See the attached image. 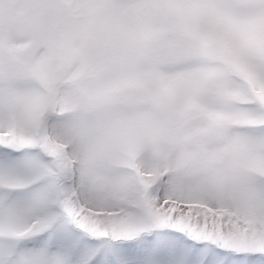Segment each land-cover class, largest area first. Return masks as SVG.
<instances>
[{
	"label": "snow or ice",
	"instance_id": "6c2138e0",
	"mask_svg": "<svg viewBox=\"0 0 264 264\" xmlns=\"http://www.w3.org/2000/svg\"><path fill=\"white\" fill-rule=\"evenodd\" d=\"M0 264H264V0H0Z\"/></svg>",
	"mask_w": 264,
	"mask_h": 264
}]
</instances>
